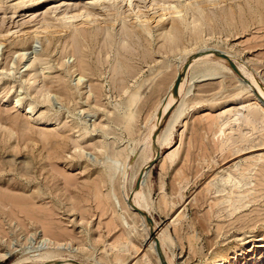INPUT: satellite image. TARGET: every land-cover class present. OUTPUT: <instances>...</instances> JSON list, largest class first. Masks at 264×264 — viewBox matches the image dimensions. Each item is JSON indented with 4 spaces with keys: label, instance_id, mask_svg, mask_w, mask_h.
I'll use <instances>...</instances> for the list:
<instances>
[{
    "label": "rangeland",
    "instance_id": "374dc122",
    "mask_svg": "<svg viewBox=\"0 0 264 264\" xmlns=\"http://www.w3.org/2000/svg\"><path fill=\"white\" fill-rule=\"evenodd\" d=\"M146 1L142 5L149 11L151 2ZM206 1L191 0L205 6V16L212 21L191 25L173 41L162 33V27H153L151 36L126 37L123 47L119 35L123 20L129 24L135 20L128 4L122 5L114 22L111 3L105 0H38L25 8L17 6V0H3L0 264H24L25 257L38 254L42 239L60 234L65 254L55 264H68V259L81 264H119L114 255L126 260L125 264H162L164 255L172 259L171 264H217L219 260L230 264L244 247L251 246L247 254L264 251V125L256 130L244 128L250 140L220 152L217 121L221 111L244 93V80L252 78L255 84L256 79L264 89V0H212L220 3L216 7ZM74 5L99 13L88 28L87 40L78 38L80 53L68 47L71 32L52 44L32 35L39 21L59 22L63 7ZM54 8L62 9L54 13ZM187 18L191 22V16ZM166 27L171 28L170 21ZM192 49L199 54H230L251 77H234L227 71L203 77L201 68L190 71L183 95L157 132L164 136L173 123V145L162 144L154 155V144H148L150 128L187 56L185 51ZM79 58L93 71L74 69V60L77 63ZM68 91H74L76 98L67 97ZM248 92L247 104H253L254 93ZM19 98L23 102L16 107ZM27 106L33 113L27 114ZM241 148L244 151L237 154ZM174 151L177 155L172 161L169 156ZM128 152L130 167L120 169ZM149 157L155 159L146 166L152 168L144 192L150 213L146 221L157 242L167 239V252L160 254L158 248L152 249V233L148 235V225L132 206L135 177ZM229 174L243 189L224 185ZM239 197L245 203H231ZM127 242V251L116 252Z\"/></svg>",
    "mask_w": 264,
    "mask_h": 264
},
{
    "label": "bare ground",
    "instance_id": "6f19581e",
    "mask_svg": "<svg viewBox=\"0 0 264 264\" xmlns=\"http://www.w3.org/2000/svg\"><path fill=\"white\" fill-rule=\"evenodd\" d=\"M18 5L20 6V8H25L28 4L34 3L38 0H17ZM71 1V0H70ZM108 1V3H111V7L113 9V14L116 16V18H112V21H116L117 18L120 16V9L122 8V5H124V3L129 5V9L132 10V14L135 15V20L132 21V23H128L126 22L127 20H123V25L120 31V41L123 43V47H125V40L126 37L128 38H132V37H145V35H149L151 36L153 34V27H162V33L166 34V37L170 38L171 41H173L174 39H177V34L180 33L182 30H188V28L193 25V26H197V24L202 23L203 21H205V19H209V21H212V18L209 16H205V9L202 6L201 3L196 2L193 3L191 2V0H150V6H152V8H149V11L145 10L144 7L147 5H142V3L146 0H138L139 2L135 3V0H105ZM196 1V0H195ZM212 0H207L206 2H211ZM147 2V1H146ZM145 2V3H146ZM3 3V0H0V4ZM17 3V2H15ZM105 3V2H104ZM135 3V4H134ZM232 3V2H231ZM59 4V3H58ZM211 5H213L214 7H216L217 5L219 6L220 3L216 4V3H210ZM65 5V4H64ZM148 6V7H150ZM16 7V6H15ZM29 7V6H28ZM64 10L63 12L61 11L62 8L57 9L54 8L53 12H57V11H61L58 15H60L59 22H55L53 23V20L51 21H47V20H43V21H39L38 26L32 31V35L37 37V38H46L47 41L49 42V44H52V40H60L61 37L64 34H67L68 32H71V37L69 39V43H68V47L71 49V51L73 53H78L79 52V48H82V42H80V39H82V41H86L87 40V35H88V28H90L91 23L96 21L95 17H98L99 13H94V9H92L93 11H91V9L89 7H81L78 5H74V7H63ZM93 8V7H91ZM50 10V11H52ZM24 12V11H22ZM52 12V14H54ZM129 14V13H128ZM50 15V14H49ZM48 15V16H49ZM125 16V15H124ZM191 16L192 20L190 22L189 17ZM62 18V19H60ZM190 18V19H191ZM99 19V18H98ZM211 19V20H210ZM105 20V19H104ZM231 20V18H230ZM58 21V20H57ZM118 21V20H117ZM116 21V22H117ZM170 21L171 23V28H167L166 27V22ZM27 22V21H26ZM110 23V22H109ZM112 25V23H110ZM108 24V25H110ZM108 25H107V30H108ZM70 26H73V28H71ZM100 26V25H99ZM98 26V27H99ZM113 26H115V24H113ZM191 28V27H190ZM94 29V28H93ZM91 29V30H93ZM104 29V28H103ZM158 29V28H157ZM95 30V29H94ZM1 33V32H0ZM94 33V32H93ZM185 33V32H184ZM8 34V33H7ZM10 34V33H9ZM16 34V33H15ZM187 34V33H186ZM1 35V34H0ZM31 35V34H30ZM114 35V34H113ZM184 35V34H183ZM27 36V35H26ZM32 36V37H33ZM92 36V35H91ZM107 37H110L109 33L107 32L106 34ZM25 37V36H24ZM113 37V36H112ZM184 37V36H183ZM22 38V37H20ZM64 38V36H63ZM114 38V37H113ZM147 38V37H146ZM29 39V38H28ZM100 39V38H99ZM145 39V38H144ZM98 40V39H97ZM143 40V39H142ZM148 40V39H147ZM100 41V40H99ZM106 41V39H105ZM113 41V40H112ZM145 41V40H144ZM59 42V41H58ZM114 43V42H113ZM176 43V42H175ZM128 45V44H126ZM52 46V45H51ZM103 47V46H102ZM130 47V46H129ZM176 47V46H175ZM51 47H49L50 49ZM67 48V47H66ZM168 48V47H167ZM170 48V46H169ZM187 48V47H186ZM48 49V48H47ZM93 49V48H92ZM103 52L105 51L104 48ZM177 49V47H176ZM184 50V48H183ZM187 50V49H186ZM211 50V49H210ZM209 51V50H208ZM214 51V50H213ZM212 51V53H213ZM71 52V53H72ZM113 52V51H112ZM66 53V52H65ZM80 53V52H79ZM97 52L94 53V57L95 54ZM185 53L187 54L185 60L180 64L177 74H176V78L169 90V93L167 94V97L164 101V103H162V105H159L160 107V112L159 115L156 117V119L154 120L151 128H150V137L148 140V144L154 146V155L161 150L162 144L167 145L169 148L172 147L173 145V123L170 124V126L168 127V129L166 130V132L164 133V136H161V134H159L157 136V132L160 130L162 122H163V118L172 110V108L177 104V98L181 97L185 91V87H186V83H187V74H189L190 71H194L196 68H201L202 70H204V75L203 77H212V76H217L220 74L221 71H227L229 73H231L232 76L237 77V76H242V77H246V76H250L251 75L247 72V69L244 68L243 66L239 65L237 66V61L235 59L234 56L230 55V54H226V56H221L219 54H215L218 53L216 51H214V55H209V54H199V51L196 52L195 49L189 50V51H185ZM220 53V52H219ZM91 54V53H90ZM111 54V53H110ZM78 55V54H77ZM92 55V54H91ZM120 55V54H117ZM199 55V56H198ZM202 55V56H201ZM204 55V56H203ZM80 56V55H79ZM93 56V55H92ZM78 57V56H76ZM81 57V56H80ZM86 57V56H85ZM85 57L83 56V58L85 59ZM115 57V56H114ZM122 57V56H121ZM100 58V57H99ZM102 58V57H101ZM108 60V57H106ZM123 58V57H122ZM121 58V59H122ZM125 58V57H124ZM95 59V58H94ZM120 59V60H121ZM86 60V59H85ZM98 60V59H97ZM119 60V57H118ZM119 60V61H120ZM100 61V59H99ZM98 61V63H99ZM103 61V60H102ZM90 62V61H87ZM92 62V61H91ZM101 62V61H100ZM121 62V61H120ZM125 62V61H124ZM75 65L73 66V68H77V71H85L87 70V72H91V70L88 71L87 66L89 64L86 63V61L84 62V60L82 58H79L78 62L76 63V60H74ZM102 63V62H101ZM106 63V62H105ZM103 63V64H105ZM109 63V62H108ZM123 63V62H121ZM124 64V63H123ZM121 65V64H120ZM91 66V65H90ZM125 66V65H123ZM237 66V67H236ZM122 68V67H121ZM238 68V69H237ZM117 69V68H116ZM124 69V68H123ZM93 71V70H92ZM119 71V70H117ZM42 72V71H41ZM76 72H74L75 74ZM86 73V72H85ZM124 73V77H125V71ZM80 75V74H79ZM119 75V74H118ZM121 75V74H120ZM123 76V75H122ZM119 77V76H118ZM117 77V78H118ZM123 78V77H121ZM216 78V77H215ZM248 78V77H247ZM80 79V78H79ZM252 79V78H251ZM249 80H244L242 82V84L244 85V93L242 94H238L237 96V100L235 101V103L232 104H228L227 107H225L221 113L218 115L217 117V121L218 125H219V134H220V146H219V151H225L224 149L227 148L228 145H237V144H243V143H247V141H249V137H247L246 135H244V128H252L254 130L258 129L257 126H262L264 125V105H262L264 102V89L262 88V86L255 80L254 83L256 84V86H254L255 84H252ZM254 79V78H253ZM122 80H125L124 78ZM1 81V79H0ZM116 81V80H115ZM125 82V81H123ZM122 82V83H123ZM127 82V81H126ZM121 83V84H122ZM179 83L178 89L175 90L176 88V84ZM127 84V83H126ZM114 85H116L114 83ZM118 85V84H117ZM254 86L256 88H254V91L252 90V92H250L251 87ZM124 86V85H123ZM128 87V86H127ZM125 87L124 90L125 91ZM67 90V89H66ZM123 91H120L123 94ZM247 91H249L248 93H254L253 94V104H247ZM69 92V95L66 94ZM66 92V96L69 97L70 99L72 97H75V93L74 91H68ZM186 93V92H185ZM49 96V95H48ZM65 97V95H63ZM66 97V98H67ZM123 97V96H122ZM68 98V99H69ZM76 98V97H75ZM66 100V99H65ZM262 103H261V101ZM67 101V100H66ZM69 101V100H68ZM16 102V107L21 106L20 103L23 102V100H21L20 98L17 99ZM184 105V104H183ZM14 106V109H15ZM177 106V105H176ZM29 106H27L28 113H33L32 111L34 110L31 106L28 108ZM21 108V107H20ZM159 110V109H158ZM125 116V115H124ZM127 117V116H126ZM42 119V118H40ZM44 119V118H43ZM126 119V118H125ZM132 119V118H131ZM184 119V117H183ZM47 119H45L44 121H46ZM130 120V119H129ZM182 119H180L181 121ZM50 121V120H49ZM48 121V122H49ZM55 121V120H54ZM131 121V120H130ZM129 122V121H128ZM16 123V121H15ZM51 123V122H49ZM127 125V124H126ZM176 126V125H175ZM217 127V126H216ZM13 129V128H12ZM260 129V128H259ZM253 130V132H254ZM262 130L264 132V126H262ZM260 130V131H262ZM13 133L15 132L14 130H12ZM247 131V130H246ZM245 131V132H246ZM249 132V131H248ZM256 132V131H255ZM44 134V133H43ZM49 134V133H48ZM88 134V133H87ZM86 134V135H87ZM246 134L248 135V133L246 132ZM251 134V132H250ZM46 136V134H44ZM44 135H42L43 137H45ZM51 135V134H50ZM253 135H255L253 133ZM10 136V135H9ZM13 136V135H12ZM41 136V137H42ZM53 136V135H52ZM82 135H80L79 137H81ZM250 136V135H249ZM48 137V136H47ZM51 137V136H49ZM218 137V136H217ZM252 137V136H251ZM264 138V134L262 136ZM9 138V137H8ZM13 138V137H12ZM82 138V137H81ZM84 138V135H83ZM261 138V137H260ZM43 139V138H42ZM46 139V138H45ZM44 139V140H45ZM51 139V138H50ZM49 139V141H50ZM76 139V138H75ZM79 139V138H78ZM218 140V138H216ZM5 140V139H4ZM82 140V139H81ZM48 141V140H47ZM84 141V140H83ZM254 141V140H253ZM258 141V140H257ZM79 142V141H78ZM77 142V143H78ZM255 142V141H254ZM253 142V143H254ZM260 142V140H259ZM264 142V141H263ZM80 143V142H79ZM47 144V143H46ZM48 145V144H47ZM93 145V144H92ZM85 146V145H84ZM95 146V145H94ZM240 146V145H239ZM255 146V145H253ZM45 147V146H44ZM76 147V145H75ZM149 147V146H148ZM174 147V146H173ZM218 147V146H217ZM60 148V147H59ZM77 148V147H76ZM78 148H81L80 146H78ZM84 148V147H83ZM236 148V146H235ZM57 150V149H56ZM239 151L237 152V154L242 153L244 150L238 149ZM83 151V150H82ZM131 151H135L134 149ZM130 151V153H131ZM220 151V152H221ZM52 152V151H51ZM58 152V151H57ZM146 152V151H145ZM143 153H139L140 154V158H143L144 155ZM174 151L172 154H170L169 159H174L177 155V152ZM129 153V152H128ZM130 153L129 155L126 157V161L123 165H119L118 167L121 169V167L123 166V170L126 169L127 166H129L130 161H128L129 157H130ZM50 154V153H49ZM132 154V153H131ZM233 154V153H232ZM51 155V154H50ZM52 156V155H51ZM54 157V156H53ZM155 157V156H153ZM51 158V157H49ZM156 158V157H155ZM150 159V157L147 159L146 164L141 168V170H139V172L137 173L136 177H135V183H136V188L135 190L132 192L133 196H134V200H133V205L134 206V213L135 215H137V217L141 218V220H144L145 225H148V229L147 233L150 236L152 233V238H151V247L153 250H155L156 248H158V253L160 254L161 251H166V240H162L160 238V246L159 243L157 242V238H155L153 236V230L150 231V223H147V216L150 214L149 210H148V202L146 199V196L144 194V192L146 191L147 188H149V183H150V176H151V167L150 169H147V163H150V161H152L153 159ZM159 159V158H157ZM54 160V159H53ZM52 160V161H53ZM172 160V161H174ZM11 162V161H9ZM173 163V162H171ZM13 164V163H11ZM10 165V164H9ZM116 166V165H115ZM130 167V166H129ZM109 168V167H108ZM113 168V167H112ZM110 168V169H112ZM145 168L147 169L145 171ZM149 168V167H148ZM117 168H115L116 170ZM118 169V170H120ZM129 169V168H128ZM248 168H245V170ZM109 171V170H108ZM111 171V170H110ZM127 171V170H126ZM113 172V170H112ZM116 172V171H115ZM245 172V171H244ZM248 172V171H247ZM109 173V172H108ZM144 173V174H143ZM112 175V174H111ZM113 176V175H112ZM232 176V175H231ZM229 174V177L224 180V185H228L227 187H233V189L235 190V188H239V190L243 189L242 188V183L240 181H237L235 179H233ZM250 176V175H249ZM110 177V176H109ZM243 177V176H242ZM241 177V178H242ZM245 177V176H244ZM99 178V176H98ZM103 179V177H102ZM142 179V181H141ZM105 180V179H104ZM103 180V181H104ZM98 181V180H97ZM101 180H99L100 182ZM245 181V180H244ZM97 183V182H96ZM102 183V182H101ZM104 183V182H103ZM248 183V182H247ZM98 184V183H97ZM106 184V182H105ZM99 185V184H98ZM103 184H100V187ZM104 187V185H103ZM104 189V188H102ZM97 190V189H96ZM101 190V189H100ZM149 190V189H148ZM222 190V189H221ZM250 190V189H249ZM98 192V191H97ZM103 192V190H102ZM240 192V191H239ZM96 193V192H94ZM233 194V193H231ZM238 194V193H237ZM246 194V193H244ZM102 195V194H101ZM234 195H236L234 193ZM240 195V194H239ZM249 195V194H248ZM97 196L99 197L100 194H97ZM105 197V196H103ZM241 197V196H240ZM239 197V198H240ZM243 197V196H242ZM247 197V196H246ZM102 198V197H101ZM230 198V196H229ZM232 198V197H231ZM107 199V198H105ZM226 199V198H225ZM227 200V199H226ZM225 200V201H226ZM244 198H240L238 201H231L232 204H236V202H243ZM223 201V200H222ZM229 201V200H227ZM245 203V202H243ZM110 203H108L109 205ZM230 204V203H229ZM231 205V204H230ZM243 205V204H242ZM247 206V205H246ZM238 207V206H237ZM146 227V226H145ZM51 229V228H50ZM147 229V227H146ZM155 229V228H154ZM54 233V232H53ZM56 235V234H55ZM62 235V234H60ZM60 235H56L55 237H51L54 236L51 233V236L47 235L49 238H45L42 239L40 241V244L38 245L37 249H36V253L38 254H34V255H29L27 257H25L21 262L24 264H55L54 262L56 260H59L61 258V256L64 253V249L62 245V241L60 242ZM160 235V233H159ZM64 236V234H63ZM66 236V235H65ZM72 236V235H70ZM164 236V235H163ZM166 236V235H165ZM59 237V238H58ZM62 237V236H61ZM74 237V236H73ZM158 237V236H157ZM79 238V237H77ZM64 239V238H62ZM70 239V238H69ZM78 240V239H77ZM67 241V238L66 240ZM129 241V239H128ZM173 241V240H172ZM49 242V246L46 247L45 243ZM130 242V241H129ZM127 242L126 245L123 246H115L117 248H115V250H117L116 252H121V251H127L128 250V245H130V243ZM158 243V244H157ZM170 243V242H169ZM260 243V242H259ZM119 244V243H118ZM171 244V243H170ZM121 245V244H119ZM44 246L46 248H44ZM80 246V245H79ZM82 247L83 244H82ZM135 246H132V248ZM251 246H247L242 248L241 250L238 251L237 254H235L233 256V258L231 259L232 261H230V264H264V251H260L258 254H256L258 251L256 250L254 255L252 254H247L249 252V248ZM260 247V246H259ZM263 247V245L261 246ZM43 248V249H42ZM112 248V247H111ZM138 248V247H137ZM160 248V249H159ZM137 250V249H136ZM136 250H134L136 252ZM139 250V249H138ZM156 251V250H155ZM119 252V253H120ZM130 252V251H128ZM164 252V253H165ZM138 253V252H137ZM65 254V253H64ZM71 254V253H70ZM124 254V253H123ZM163 254V253H162ZM73 255V254H72ZM75 255V254H74ZM167 255V254H166ZM115 256V260H117L116 262H118L119 264H125V261H121L122 259H120L118 257V255H114ZM120 256V255H119ZM168 256V255H167ZM125 258V257H124ZM76 259V258H75ZM100 259V258H99ZM113 259V260H114ZM128 259V258H127ZM172 259L168 257L164 258L162 256V264H171ZM70 263L68 264H81L76 262L75 260H66ZM107 261V260H105ZM146 261H150L148 259V257H146ZM160 261V262H161ZM222 260H219V262L217 264H221ZM84 264V263H82Z\"/></svg>",
    "mask_w": 264,
    "mask_h": 264
},
{
    "label": "water",
    "instance_id": "95a60500",
    "mask_svg": "<svg viewBox=\"0 0 264 264\" xmlns=\"http://www.w3.org/2000/svg\"><path fill=\"white\" fill-rule=\"evenodd\" d=\"M178 86H179V83H177V84H176V88H175V90H177V89H178Z\"/></svg>",
    "mask_w": 264,
    "mask_h": 264
}]
</instances>
